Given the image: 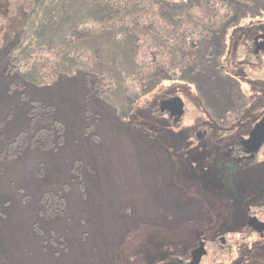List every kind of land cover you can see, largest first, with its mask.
Listing matches in <instances>:
<instances>
[{"label": "rangeland", "instance_id": "1", "mask_svg": "<svg viewBox=\"0 0 264 264\" xmlns=\"http://www.w3.org/2000/svg\"><path fill=\"white\" fill-rule=\"evenodd\" d=\"M35 1L33 13L8 19L0 51L12 62L18 53L7 74L23 102L0 124V264H171L169 255L183 257L190 242L212 238L221 222L239 227L244 202L223 188L232 178L215 177L222 173L217 155L197 153L212 146L190 140L198 126L215 133L218 120L243 113L259 91L232 65L234 38L224 37L232 28L224 32L198 20L207 0H152L163 20L157 32L138 18L137 7ZM6 11L0 0V14ZM140 43L141 55L166 58L156 69L164 73L145 85L136 79ZM134 79L143 95L130 101L124 87ZM260 93L251 115L264 108ZM173 96L186 109L178 127L158 109ZM34 105L46 110L30 121L31 111L38 116ZM55 125L64 138L49 150L44 128ZM257 165L249 173L238 170L244 192L250 179L264 176V148ZM206 218L217 222L205 228ZM221 256L211 253L204 264L242 260ZM251 257L264 262L258 247Z\"/></svg>", "mask_w": 264, "mask_h": 264}, {"label": "flooded vegetation", "instance_id": "2", "mask_svg": "<svg viewBox=\"0 0 264 264\" xmlns=\"http://www.w3.org/2000/svg\"><path fill=\"white\" fill-rule=\"evenodd\" d=\"M247 9H252V11L248 10L249 13H247ZM198 10L201 13L198 17L199 21L209 24L211 27H223L224 32L226 27L232 28V31L224 36L225 38H234L230 55L232 65L244 78L246 77L244 83L253 87V91L257 92L258 90L259 94H261L260 92L264 93V76H255L257 72L259 75H264V0H207L204 8L201 9L200 6ZM259 94L249 96L243 113L224 117L223 121L218 120L215 133L211 134L210 129L204 125L193 128L194 141L190 140L201 147L212 146V148H198L197 153H215L217 155V162L221 166L218 170L221 169L222 173L218 172L215 177L223 180L232 178L231 183H227L223 188L234 190L237 198L240 196L239 199L244 202L243 213L238 219L241 225L231 228L230 221L221 222L219 231L210 234L212 238H199V240L190 242L183 257L174 256L173 253L169 255L168 260L171 264H197L199 255L201 257L198 264H204L211 253L216 252L223 255L219 257L220 260L225 256L231 258V263H235L238 261V259L236 260L238 255L242 257V260L239 261L240 264H258L256 261L253 262L256 257H251L255 247H258L264 255V201L261 199L264 195V185L261 186L264 184V176L254 177L257 180L250 179L249 187L247 186L245 191L248 195L239 187L242 180L240 172L249 173L250 170L258 166L257 159L264 148L263 144L260 150L255 153L249 148V145H246V140L253 129L264 119V108L250 114L255 109L253 106L251 107L252 99L258 98ZM172 98L175 96L165 100ZM159 109H163L162 111L167 113L170 118L167 105L161 108L160 104ZM182 120L183 118L176 123L175 119H170V122L173 126L178 127ZM202 127H204L203 132L200 131L203 129ZM191 165L194 171L198 170L203 173L205 170L200 167L196 168L194 164ZM231 172L234 174L231 175ZM236 172L238 174H235ZM261 173L264 172L261 171ZM212 219L206 218L202 224L205 226L217 222V219ZM216 264H220V262L218 261Z\"/></svg>", "mask_w": 264, "mask_h": 264}, {"label": "trees", "instance_id": "3", "mask_svg": "<svg viewBox=\"0 0 264 264\" xmlns=\"http://www.w3.org/2000/svg\"><path fill=\"white\" fill-rule=\"evenodd\" d=\"M7 1V13L6 15L0 14V51L2 48H4V46H6V30L8 28V19H10L11 17H15L18 13H20L22 10H24L25 12L28 13H33L34 12V8L36 7V1L35 0H6ZM85 1H90L95 3L96 5H112L115 6V4H118L119 7H121L122 9H126V8H130V7H137L138 9L141 10L140 15H139V19H142V22L144 23V25H146V27L150 28V29H155V31H160L162 27H160V25L162 24L163 20L160 19L159 16V12L160 11V6L158 1H152V0H85ZM118 3H117V2ZM161 12V11H160ZM92 31V30H91ZM144 44H139L137 47V51H136V55H135V62L137 65V73L136 76L142 85L146 84V81H152V79L156 76V74H163V69H160L158 72L156 71L158 65H163L166 66V58L165 55L163 54H149L147 51L143 52L144 54L141 55L140 51H143L144 49H142ZM17 51L14 52L13 55V62L11 63V65L9 66V69H13L16 67V64L18 63V58H17ZM45 55H48V51L44 53ZM100 81H103V79L101 78ZM136 81L135 79L132 80V82L130 83H126L125 82V94L126 97L128 98V100H138V98L142 97L143 93H142V88L138 85H136ZM103 87L105 88H110L111 84H103ZM112 89V87H111ZM102 92V90H101ZM100 94V91L97 93V95ZM44 107L42 105H34V109H36V111L41 113V109H43ZM159 109V108H158ZM43 110H46V108H44ZM39 112H38V116L34 117L35 115L33 111H31L29 113L30 116V121L35 120V119H39ZM41 115V119L42 121H47L50 118V115L48 113L46 114H40ZM44 131H46V133L43 135V137H47L49 139V141L46 142V145L44 148H47L49 150H51V148H56L59 146V144L61 143V140H63V134H62V130L61 127L56 126L55 125V129L54 128H44ZM223 180V179H222ZM47 194V193H46ZM45 194V195H46ZM54 196H58L61 200V205L63 206L64 203V197L63 195H61V193H54ZM46 199V196L43 197V200ZM65 206V205H64Z\"/></svg>", "mask_w": 264, "mask_h": 264}, {"label": "crops", "instance_id": "4", "mask_svg": "<svg viewBox=\"0 0 264 264\" xmlns=\"http://www.w3.org/2000/svg\"><path fill=\"white\" fill-rule=\"evenodd\" d=\"M74 2H78L79 4L82 3L86 6H89L87 2H84L82 0H75ZM43 42L45 44L50 45L49 46L50 48H55L57 46L48 41L47 42L43 41ZM22 51L24 52V47ZM11 62H12L11 55L6 54V52L0 58V124L4 123V121L6 120H9L12 117V114L15 112V110H17L19 106H21L23 103L20 98L21 96H20L19 91L16 89L13 91V87L15 85L13 78L7 74L8 72L7 69ZM25 116L27 118V113L25 114ZM6 150H8V148ZM15 157L16 155L14 156V158ZM85 171H86V166H85ZM87 177H89L88 170L86 171L85 176H84L85 181ZM79 178H80V181L82 182V176H80ZM85 181H83L82 183H85ZM82 188H83V184H82ZM0 223H1V219H0Z\"/></svg>", "mask_w": 264, "mask_h": 264}, {"label": "water", "instance_id": "5", "mask_svg": "<svg viewBox=\"0 0 264 264\" xmlns=\"http://www.w3.org/2000/svg\"><path fill=\"white\" fill-rule=\"evenodd\" d=\"M168 106V112H170V119H175L176 123L181 120L186 112L185 103L182 98L175 97L170 100H165L161 103V108ZM163 110V109H162ZM264 144V119L259 122V124L253 129L248 140H246V145H249V148L253 152H258ZM201 255H199L197 264L200 261Z\"/></svg>", "mask_w": 264, "mask_h": 264}]
</instances>
